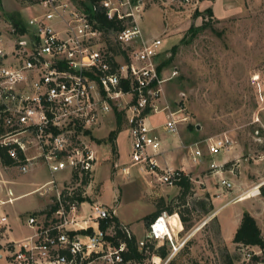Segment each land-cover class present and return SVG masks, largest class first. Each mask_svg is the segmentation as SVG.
<instances>
[{"label":"built area","instance_id":"2783aa9c","mask_svg":"<svg viewBox=\"0 0 264 264\" xmlns=\"http://www.w3.org/2000/svg\"><path fill=\"white\" fill-rule=\"evenodd\" d=\"M34 6L42 12L24 23L23 32L8 18L7 35L0 36V150L21 173L44 162L52 175L67 170L71 176L62 185L52 180L37 189L42 195L51 194L52 202L47 211L27 215L26 224L34 233L7 244L8 264H151L153 243L156 248L170 247L168 259L176 256L190 236L173 231L175 214L165 212L149 224L144 240L137 242V252L146 256L140 262L128 257L130 247L118 230L128 237L133 233L126 225L117 227L115 211L96 201L86 213L80 200L87 197L85 190L70 185L71 179L83 188L93 182L98 161L93 132L106 116L116 113L124 115L130 132L131 162L168 186L180 181V170L158 171L161 143L148 123L150 114L159 111L165 84L177 72L165 77L160 71L163 41L144 38L141 20L146 1H101L105 17L123 25L110 33L115 34L111 46L122 47L118 51L109 47L98 21L73 0H39ZM176 115L168 113L164 125L173 134L187 120ZM206 143L211 155L233 146L227 135ZM191 153L194 162L203 156L199 148ZM219 168L211 164L213 171ZM218 185L217 199L224 190L234 189L224 177ZM263 187L264 179L236 200L249 193L260 195ZM9 225L8 216H0L3 236Z\"/></svg>","mask_w":264,"mask_h":264},{"label":"rangeland","instance_id":"374dc122","mask_svg":"<svg viewBox=\"0 0 264 264\" xmlns=\"http://www.w3.org/2000/svg\"><path fill=\"white\" fill-rule=\"evenodd\" d=\"M2 4L1 37L7 35L9 16L18 14L26 24L30 17L42 12L40 6L31 7L18 0H2ZM146 8L159 11L161 21L166 26L167 32L157 36L163 42L165 40L161 47L162 51H166L161 58L165 68L164 75L170 77L173 72H177L164 86L159 109H165L169 114L177 113L176 118L185 117L187 120L180 123L179 130L184 126L187 133L193 134L197 142L194 144L195 148L200 147L205 154L208 139L229 136L233 141L234 154L246 169L244 175L250 170L264 177V0H191L188 4H183L181 0H146ZM195 8L200 10L197 11L198 15ZM207 8L213 10V15L206 11ZM206 22L210 24L208 27L204 26ZM156 26V22L146 24L143 33L145 34L144 29H148L150 37L144 36L145 39H152V36L157 35ZM193 26L200 30L191 32L189 28ZM114 36L112 33L104 39L108 43V37L112 43ZM173 46L176 51H172ZM115 47L116 51L119 47L122 50L118 44ZM163 113L166 114L158 111L156 115L164 118ZM189 126L194 129H189ZM109 128L97 132V135L106 136ZM163 130L167 136L177 135L164 128ZM125 136L126 134L122 138ZM109 147L111 154V146ZM123 147L127 155L131 147L130 141L128 140L127 145L123 143ZM224 156L225 151L213 155V160L221 161ZM114 158L111 154V159ZM233 165L234 175L241 177L236 161H233ZM98 170L102 188L99 184L91 183L94 196L98 195L102 204L113 206L124 222L131 223L129 225L137 236L144 238L148 231L145 218L155 209L148 192L133 190L125 181L126 177L121 173L119 176L112 175L113 170L106 163L99 162ZM221 170L223 171L219 168L217 171ZM218 172L207 169L192 181L193 189L185 203L176 200L178 211L189 218L187 224L190 228H185L190 236L188 244L170 259L167 256L160 261L159 256L153 253L151 257L155 261H151V264H264L260 249H244L223 239L226 231L231 229L230 225H233L230 221L238 219L240 211L236 209L241 205H230L226 209L231 201L238 202L234 199L237 195L235 189L224 190L221 198H216L220 192L218 182L221 174H217ZM1 173L10 175L13 182L9 186L16 196L34 190L46 181L53 180L57 185L64 182L57 174L52 175L44 162L35 164L27 173H21L17 167H5L0 163ZM222 176L225 177L224 173ZM70 181V185L78 186L79 191L90 186L83 188L78 182L72 179ZM154 184L158 188L172 187L155 181ZM9 186L0 183L1 200L7 197ZM250 188L252 187L246 190ZM207 194L214 206L210 213H205L197 203L207 200ZM255 195L249 193L240 201L250 202L256 209L255 214L264 236V195ZM46 201L47 196L36 192L5 206L11 212L9 224L17 237L32 234L26 224V217L34 210L42 208ZM89 205L83 206L86 213L89 212ZM171 223L175 233L182 227L175 215L171 218ZM221 225L225 229L224 235L221 233ZM7 232L6 230L5 234ZM4 236L1 235L2 238ZM8 263L7 252L0 251V264Z\"/></svg>","mask_w":264,"mask_h":264},{"label":"crops","instance_id":"0c3cea01","mask_svg":"<svg viewBox=\"0 0 264 264\" xmlns=\"http://www.w3.org/2000/svg\"><path fill=\"white\" fill-rule=\"evenodd\" d=\"M182 3L188 4V3H184L183 1H182ZM2 6H3V4H2ZM195 7H196V4H195ZM195 9H197V8H195ZM208 9L209 8H207V10ZM197 11H200V10L197 9L196 13H197ZM155 22L157 24L156 28L158 30L157 31L158 33H157V35L152 36V37H154V38L151 37L152 39H156L157 36L164 35V33H166L167 30L165 29L166 26L161 21V13L159 11H157L155 8L150 9V10L146 8V11H145L144 15L142 16V20H141L142 30H143V28H146L147 23L151 24V23H155ZM189 29L191 30L192 28H189ZM144 32H145V34L144 33L143 34L145 37H150V33H148V29H144ZM152 39H149V40H152ZM169 39L167 41H171ZM171 42H172V45H174V42L173 41H171ZM164 43H165V40H164L163 44ZM165 53H166V51H163V54H165ZM164 70H165V68L163 67L162 71L164 72ZM254 79H256V76ZM159 111H163L166 113V114L163 113L165 115L164 118L160 117V115L157 116L156 112L151 113L149 118H148V123L153 128V134L158 137V139L161 143L160 154L157 156V161H158L159 166H160V168L158 169L159 172L162 169H166V168H172V169L180 170L186 176H188L191 179V181H194L195 177H199L207 169H210L212 163H216L219 167H221V169H223V171L221 170L222 172L220 171L217 174H221V177H224V176H222V174L224 173V175H225L224 178H227L228 180H230L234 184V189L237 192L236 198L242 193V191L243 192L247 191L246 190L247 188L255 186L261 180L264 179V177H260L261 176L260 174H255V172H250V170H247L248 174L244 175V172L246 169L240 163V161H238V159H237L238 156L236 154H234L232 148H231L232 150L225 152V156H224L223 160L215 161V160H213V155L209 154V152L207 150V146H206V154L203 152V156L198 157V161L194 162L191 152L195 151L196 148L200 149V147L197 146L195 148V146H194V144L197 143L194 135L190 134L189 132L187 133L184 126H181L177 135L167 136L166 133L164 132L163 128H164L165 123L168 120V113L165 109L164 110L159 109ZM122 117H123L122 128L119 131V134L116 138L117 152L115 155L113 154V152H111V154L113 156H115L114 160L111 159V154L109 153V148H110L109 146H111V145L109 143L99 144L98 140H105V138L107 139L109 137V134L112 131L116 130L117 125H118V113L106 116V118L104 119L102 124L98 128H96L93 132L94 143L92 146L97 152L98 161H97L96 166H95L92 183L95 185L99 184V185H101V188H102V182L100 180V170H98V165H99V162L100 163L101 162L106 163L108 165V167L112 168V170H113L112 175L119 176L121 173V175L126 177L125 181H127L128 185L133 190H136V191L145 190L146 192H148V197H149L150 201L154 204V207H155L153 213L156 212L157 203H159L161 200H164V202L166 203V206L172 207V209H173L172 213L175 214V216H177L178 220L180 221L179 223L182 226L181 229L178 230V232L176 234H178L177 236L184 235V234H182L184 227H183V223L181 220V213H180V211H178L179 210L178 206L175 205L177 203V201L176 200L174 201V199L178 195L181 194V190H182L181 187L178 185H175L172 187L169 186L170 188H164L163 186L158 188L154 184V181L159 182L156 174H152L151 172L144 170L141 165H134L131 162L130 156H131V151H132V142H131V138H130V132H129V129L127 127L126 120H125V117L123 114H122ZM108 128H109V131L106 134V136H98L97 135V132L104 131ZM189 129H191V126H189ZM124 134H126V136L123 139L122 137L124 136ZM128 140L130 141L131 147H130L129 153L127 155H125V152H124L125 149L123 147V143H124V145H127ZM101 148H103V149H101ZM105 148L107 149V151ZM111 151H112V147H111ZM233 161H236L237 170H239V172L242 174L241 177H237L236 175H234ZM226 164H228V165L225 166ZM12 167L14 168L15 166H12ZM0 175H1V178H0L1 184L7 185V186L11 185L13 180L10 178V175H8V174L4 175L3 173H1ZM57 175L64 182L69 180L70 176H71L70 172L67 170L61 172L60 175L59 174H57ZM6 176L8 178H5ZM48 182H50V181H46L44 184H47ZM93 184H90L88 189L85 190L87 197L85 199H83L84 201H82V208H83L84 204H90L89 205V209H90L91 205L94 202L98 201L99 203H101L97 197L98 195L94 196V192L92 191V185ZM43 185L37 186L36 189L29 191L27 193L18 195V196L14 195V190L9 186L7 188V197L2 200L5 203L0 204V216L7 215L8 218H10L12 216L11 212L8 211L5 208V206L8 204L9 205L14 204L18 198H21L23 196H26V195H29L32 193H36L37 189ZM58 185H62V184H58ZM101 188H100V190H102ZM192 189H193V187H192ZM207 189L208 188H205V190H207ZM44 196H47V201L44 203L42 208L34 210L32 212L33 214H39V213H42L44 211H47V209L50 207V204L52 202V195L48 194V195H44ZM207 196H209V194H207ZM207 196H206V199H207ZM236 198L234 197V199H236ZM155 199H158V200L156 202H154ZM237 201L238 202L233 200L226 206V209H227L228 207H230V205H235V204L241 205L239 208L236 209L237 211L238 210L240 211L238 219H236L235 221H233V220L230 221V224L233 223V225L232 226L230 225L231 229H229V231H226L225 236H223V239H225L226 242H228V243L229 242L233 243L234 235L236 233V230L238 229V227L241 224V220H242V216H243L244 212L250 213L257 220V223H258V218H257V215L255 214L256 209L253 208V205L250 204V202H243L240 200H237ZM103 205L105 207L115 211L114 215L122 225L129 226L130 231L136 237V240L138 243L140 242V240L141 241L144 240L146 235L144 236V238H139L137 236L136 232L134 230H132V228H131L132 226L129 225L131 223L124 222L118 216L116 209L113 206L108 207V206H106L107 204H103ZM215 205H216V203H215ZM165 212H167L168 214L170 213L168 211H163V213H165ZM32 213H29V214H32ZM153 213H151V215ZM173 214H171V215H173ZM148 216H150V215H148ZM9 221H10V219H9ZM258 225H259V223H258ZM147 227H149V226H147ZM7 229H8L7 230L8 232L5 234L4 238H2L0 240V244L2 245V249L0 251L4 250L5 252H7L6 246L8 243L17 242V241H20V240L30 236V235H28L25 237H17V235H15L13 233L11 225H9V227ZM30 229L32 230V234H33L34 230L32 228H30ZM224 230L225 229H224L223 225H221V233H223V235L225 232ZM240 247H242L244 249H246V248H248V249L249 248L260 249L259 247H244V246H240Z\"/></svg>","mask_w":264,"mask_h":264},{"label":"trees","instance_id":"16d2710c","mask_svg":"<svg viewBox=\"0 0 264 264\" xmlns=\"http://www.w3.org/2000/svg\"><path fill=\"white\" fill-rule=\"evenodd\" d=\"M22 4H28L29 6L35 5L39 2V0H18ZM82 8L87 10L93 18H95L99 25L97 26L98 28H102L105 31V35L108 36L110 35L111 32L114 31H119L123 29L122 23H117L115 21H110L108 20L104 13L102 12V9L100 7L101 1L102 0H75ZM207 12L210 15H213V10L208 9ZM198 15V12H197ZM2 16V0H0V17ZM11 19L12 23L15 25L17 28H21V31L23 32L26 28L24 23L22 22L20 16L18 14H14L12 16H9ZM210 24L206 22L204 24L205 27H208ZM200 28H192L190 31L196 33ZM109 38L107 37V41L109 43V47L111 46V42L108 40ZM112 50L116 51V47H110ZM118 50H121L119 47ZM172 51H176V47L174 46L172 48ZM163 64V63H162ZM161 64L160 66V71L163 68V65ZM123 124V117L122 114L118 113V125L116 130L112 131L109 134V137L105 140H98L99 144L102 143H109L112 147V152L115 155L117 152V145H116V138L119 134V131L122 128ZM191 129L193 130L194 127L191 126ZM0 163L5 166V167H12L14 164L12 160L8 157V154L5 150H0ZM226 164L225 166H227ZM87 180H85V184H87ZM181 187V194L178 195L175 200H180L181 202L186 201V198L191 194L192 191V181L191 179L186 176L183 172H181V178L180 181L176 184ZM261 194L264 195V187L261 188ZM210 196H207V200H200L197 203L201 206V208L204 210L205 213H210L213 209L214 206L210 202L209 199ZM81 201H84L83 199H80ZM163 211H168L170 212L169 215L173 214L172 207L166 206V203L164 200H161L159 203H157V210L155 213L152 215L146 217L147 225L149 226L150 222L153 221L156 217L161 215ZM188 212H191L189 209H187ZM181 220L183 223L184 230L182 234H187L185 231L186 229L190 228V225H188L189 218L186 217L184 213L181 212ZM113 221L116 222L117 227L120 226V222L116 217L113 218ZM5 230L0 229V239L2 238L1 235L3 234ZM119 237H121L123 240H126L128 242V245L130 247V253L128 254V257H134L140 262H143V260L146 258L144 254H140L137 252V240L134 235L131 237L126 236L122 230H118ZM3 236V235H2ZM233 243L239 245V246H244V247H259L260 250H262V260L264 261V236L262 234V230L260 226L257 223V220L248 212H244L241 220V224L236 230V233L233 238ZM188 244V243H187ZM2 249V245L0 244V250ZM150 249L152 253H156L160 258L165 259L169 255V248L167 245L160 246L156 248V244L153 243L150 245ZM258 259V257H257Z\"/></svg>","mask_w":264,"mask_h":264}]
</instances>
